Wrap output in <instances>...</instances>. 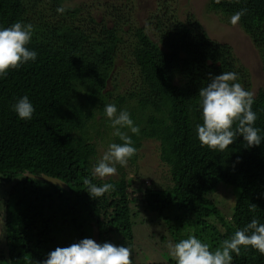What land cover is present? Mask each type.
<instances>
[{
	"label": "trees",
	"instance_id": "1",
	"mask_svg": "<svg viewBox=\"0 0 264 264\" xmlns=\"http://www.w3.org/2000/svg\"><path fill=\"white\" fill-rule=\"evenodd\" d=\"M83 1L0 0V28L31 23L35 31L27 47L37 53L0 77V264H42L57 247L92 239L94 228L98 243L130 246L133 264H143L135 261L133 234L141 211L155 216L168 242L194 234L213 251L253 218L264 223V83L252 105L261 143L249 147L241 134L223 152L202 146L196 131L203 123L200 89L213 76L236 72V82L251 91L249 69L232 47L211 38L195 16L182 17L162 4L138 24L136 0ZM205 8L229 20L247 9L237 25L258 51L264 76V0H208ZM126 60L137 75L112 104L139 126L138 135L121 129L137 153L127 167L116 165L115 177L101 179L92 176L97 153L85 132L94 109L105 113L109 81ZM25 95L35 108L30 120L12 108ZM160 116L171 125L162 130L174 153L171 161L161 160L169 182L152 177L143 186L138 148L153 136ZM114 130L112 143H123ZM27 174L60 179L68 188ZM85 178L115 190L93 198ZM219 183L239 191L226 217L206 197ZM232 256V264H264V255L251 246Z\"/></svg>",
	"mask_w": 264,
	"mask_h": 264
},
{
	"label": "clouds",
	"instance_id": "2",
	"mask_svg": "<svg viewBox=\"0 0 264 264\" xmlns=\"http://www.w3.org/2000/svg\"><path fill=\"white\" fill-rule=\"evenodd\" d=\"M219 3L220 0H215ZM58 13L65 12L64 7H58ZM247 14V9L234 13L230 22L233 26ZM35 29L31 23L15 22L10 27L0 28V77L6 76L9 69H17L29 60H35L37 53L29 50ZM238 81V73L223 72L211 77V82L202 87L199 92L202 103L203 123L196 126L199 142L212 150L223 152L243 135L249 147L261 143L260 129L254 127L257 113L252 110L255 93L246 90ZM13 110L22 120H30L35 112L33 104L27 95L12 105ZM107 118L123 143H111L92 170L93 177L101 179L115 175L116 165L127 167L137 149L130 136L121 131L128 128L133 134H139V126L127 110L118 111L115 104L105 106ZM83 183L87 191L94 197L103 196L106 192L114 191L115 186L105 183L97 186L91 179L85 178ZM256 205L251 206L255 211ZM255 248L264 255V223L256 218L244 228L235 231L230 239H225L213 251L211 245L189 235L178 243L168 242V254L176 264H232V253L240 255L241 247ZM130 246H117L111 242L97 243L94 239L85 238L68 247H57L48 254L42 264H133Z\"/></svg>",
	"mask_w": 264,
	"mask_h": 264
},
{
	"label": "rangeland",
	"instance_id": "3",
	"mask_svg": "<svg viewBox=\"0 0 264 264\" xmlns=\"http://www.w3.org/2000/svg\"><path fill=\"white\" fill-rule=\"evenodd\" d=\"M77 4H85L83 0H73ZM91 3V0H88ZM102 1V0H101ZM138 12V24L144 21L147 13L152 9L156 10L157 7H169L170 10L175 9L177 13L185 17L186 15H193L200 22L207 34L218 41L225 42L232 47L233 53L236 58L241 61L250 72L251 91L256 94L257 90L263 86L264 76L261 71V62L259 53L251 43L249 37L241 30L236 24L233 26L229 19H225L218 14L209 12L205 6L208 0H136ZM103 2V1H102ZM88 3V2H87ZM97 3V2H93ZM129 56V55H128ZM130 58V56L128 57ZM127 61V60H126ZM128 62L118 64V68L113 73V77L109 81L107 87L109 95L105 101L112 104L113 100L118 101L121 93L134 82L137 75L136 69H130ZM130 63V62H129ZM126 67V69H125ZM106 106V105H105ZM165 118L160 116L154 121L156 129H152V135L145 140H142L138 148V165H139V183L143 186L151 185L150 178L158 179L162 185L169 182V174L167 173V165L164 167L161 160L165 158L169 161L173 158L172 143L169 137L164 136L162 130L164 127L171 128L170 123L165 122ZM111 121L107 118L106 113H101L99 110L94 109L85 132L86 138L89 139L95 146L96 150V163L102 158L104 152L107 151L108 146L113 141V133H111ZM171 130V129H170ZM115 131V130H114ZM153 138V139H152ZM158 139V140H157ZM161 140L164 146V153L161 154L159 148ZM131 178L134 175L128 173ZM113 177L116 176L112 175ZM137 180L135 181V183ZM133 183V184H135ZM136 183V184H139ZM135 184V185H136ZM239 191L237 188L230 187L224 183H219L215 188L206 193V197L214 202L219 208L220 213L226 217L231 215L233 207ZM136 255L135 261L143 264H150L152 262H162L171 258L168 254L167 236L164 228L156 221L155 216L151 217L148 212L141 211V214L135 220L133 227Z\"/></svg>",
	"mask_w": 264,
	"mask_h": 264
},
{
	"label": "water",
	"instance_id": "4",
	"mask_svg": "<svg viewBox=\"0 0 264 264\" xmlns=\"http://www.w3.org/2000/svg\"><path fill=\"white\" fill-rule=\"evenodd\" d=\"M29 177L35 178L37 180H41V181H45L48 182L50 184L59 186L63 189H67V185L66 183H64L63 181H61L60 179L42 174V175H33V174H27ZM0 235H1V226H0ZM92 239H94L97 243L99 241V234H98V230L97 228L93 229V233H92Z\"/></svg>",
	"mask_w": 264,
	"mask_h": 264
},
{
	"label": "flooded vegetation",
	"instance_id": "5",
	"mask_svg": "<svg viewBox=\"0 0 264 264\" xmlns=\"http://www.w3.org/2000/svg\"><path fill=\"white\" fill-rule=\"evenodd\" d=\"M1 226V225H0ZM0 237H1V235H0Z\"/></svg>",
	"mask_w": 264,
	"mask_h": 264
}]
</instances>
